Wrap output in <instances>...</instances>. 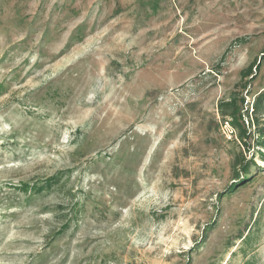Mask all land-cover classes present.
<instances>
[{"label":"rangeland","instance_id":"obj_1","mask_svg":"<svg viewBox=\"0 0 264 264\" xmlns=\"http://www.w3.org/2000/svg\"><path fill=\"white\" fill-rule=\"evenodd\" d=\"M259 93L264 0H0V264H264Z\"/></svg>","mask_w":264,"mask_h":264},{"label":"trees","instance_id":"obj_2","mask_svg":"<svg viewBox=\"0 0 264 264\" xmlns=\"http://www.w3.org/2000/svg\"><path fill=\"white\" fill-rule=\"evenodd\" d=\"M253 68H255L256 71L259 70L260 63H257V61L254 60L245 69H243L240 72V79L242 82L245 81V79L255 78V77H251L254 75L252 72ZM244 84L246 83L244 82L243 85ZM221 105L225 108V110L221 111V116L224 118L227 117V119H229L228 124H230L233 130L236 131L240 140H243V142H245L244 140L248 137V135L246 129L243 127V120L241 116L238 114V112L235 111L236 100L230 99L229 101ZM248 109L249 108H246L244 111L245 117L247 118V121H249L250 124L254 126V124H258V120L260 116L264 114V93H259L255 96L254 102L250 107L251 109L250 113ZM262 131L263 129L256 131L258 136L260 137V141L257 144L261 149H264V135H261ZM241 160H243L242 157L238 158L235 161V165H240ZM260 161L264 162V153H260ZM240 168H241L240 175L237 174V171H234L235 182L230 187L231 190H236L239 187L238 184L242 185L243 182L247 180V178H249L250 176V165L248 164V162H242ZM248 241H249L248 237L245 236L242 238L241 244L246 245ZM242 252L244 253L245 249H243ZM248 264H252V263H248Z\"/></svg>","mask_w":264,"mask_h":264}]
</instances>
